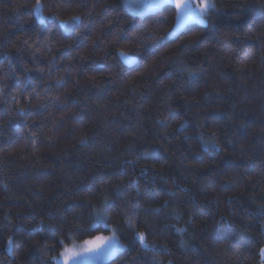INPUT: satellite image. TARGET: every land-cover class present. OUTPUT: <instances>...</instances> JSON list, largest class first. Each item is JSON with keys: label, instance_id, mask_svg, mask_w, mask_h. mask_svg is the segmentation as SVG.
Instances as JSON below:
<instances>
[{"label": "trees", "instance_id": "obj_1", "mask_svg": "<svg viewBox=\"0 0 264 264\" xmlns=\"http://www.w3.org/2000/svg\"><path fill=\"white\" fill-rule=\"evenodd\" d=\"M214 2L169 35L174 4L43 0L42 25L0 0V264H55L111 225L126 247L102 264H261L264 0Z\"/></svg>", "mask_w": 264, "mask_h": 264}, {"label": "snow or ice", "instance_id": "obj_2", "mask_svg": "<svg viewBox=\"0 0 264 264\" xmlns=\"http://www.w3.org/2000/svg\"><path fill=\"white\" fill-rule=\"evenodd\" d=\"M126 2L133 17H143L150 9H158L163 7L165 4H174L176 8L177 28H181L189 23H199L207 26V17L210 12L217 10L214 0H200L198 5L194 4V0H151V2H147V0H126ZM45 6L46 5L43 3V0H35L34 5L32 6L42 25L47 19L43 15V8ZM82 24L83 20L80 15H73L66 20L59 21V25L63 29L66 36L77 34L76 29ZM120 56L125 57L127 56V53L120 52ZM135 59L136 57L133 56L128 58L125 62L131 64L135 62ZM9 63H11V60H9ZM25 71H27V69H25ZM40 71L43 70L40 69ZM189 75H194V72H190ZM26 86L27 84L25 87ZM0 92H3V89H0ZM205 143L207 144V150L209 151L216 150L219 147V145L215 142ZM132 185L135 187L136 182L133 181ZM137 194H139V192ZM165 204H167V202H165ZM111 206V201H109L108 198H105L102 209L94 213L93 221L95 224H104V226L107 227L108 212ZM128 226L132 229L134 238L133 242L138 241L142 247L148 248L150 245L147 242L146 234L136 231L135 227L131 223V220H129ZM176 231L179 233L183 232L184 229L178 228ZM13 243L14 238L9 236L8 244L12 245ZM125 247L126 246L120 242L115 230H113V234L111 236H97L93 240L85 241L83 246H73L71 248L65 247L56 260L57 264H81L83 261H101L115 256ZM77 248L79 250H77ZM259 255L261 256V264H264V248L260 249Z\"/></svg>", "mask_w": 264, "mask_h": 264}, {"label": "rangeland", "instance_id": "obj_3", "mask_svg": "<svg viewBox=\"0 0 264 264\" xmlns=\"http://www.w3.org/2000/svg\"><path fill=\"white\" fill-rule=\"evenodd\" d=\"M147 2H151V0H147ZM122 3H123V5H124V7L128 10V11H130V9L127 7V2H126V0H122ZM200 3V0H194V4H196V5H198ZM151 10H154V9H150V10H148V11H151ZM147 11V12H148ZM131 12V11H130ZM180 28H177V19H176V16H175V22H174V24H173V26L171 27V29H170V31H169V35H173V34H175L178 30H179ZM113 230H115L114 229V226H110V231L109 232H107V233H105V234H98V235H95V236H93V237H89V238H86V239H84V240H80V241H77V240H73V241H71L69 244H64L63 246H62V248L60 249V251H59V254L64 250V248L65 247H68V248H71V247H73V246H83L84 245V242L85 241H90V240H93L95 237H97V236H111L112 234H113ZM117 235V234H116ZM121 242V241H120ZM122 243V242H121ZM264 248V247H263ZM77 250H79L78 248H77ZM59 254L57 255V256H55L54 257V262H55V264H57V260H56V258L59 256ZM107 260V259H106ZM106 260H101V261H95V262H91V261H83V262H81V264H102L104 261H106Z\"/></svg>", "mask_w": 264, "mask_h": 264}, {"label": "water", "instance_id": "obj_4", "mask_svg": "<svg viewBox=\"0 0 264 264\" xmlns=\"http://www.w3.org/2000/svg\"><path fill=\"white\" fill-rule=\"evenodd\" d=\"M120 52H122V51H118L117 52V54H118V56H119V58H120V60L123 62V64H125V65H127V66H132L133 64H135L136 63V61H137V58L135 59V62L134 63H131V64H129V63H126L125 61L128 59V58H131V57H133L132 55H130V54H127V56H125V57H122V56H120ZM125 53V52H124Z\"/></svg>", "mask_w": 264, "mask_h": 264}]
</instances>
